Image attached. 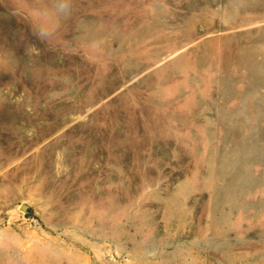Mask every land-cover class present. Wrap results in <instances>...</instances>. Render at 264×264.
<instances>
[{"label":"rangeland","instance_id":"1","mask_svg":"<svg viewBox=\"0 0 264 264\" xmlns=\"http://www.w3.org/2000/svg\"><path fill=\"white\" fill-rule=\"evenodd\" d=\"M0 264H264V0H0Z\"/></svg>","mask_w":264,"mask_h":264},{"label":"water","instance_id":"2","mask_svg":"<svg viewBox=\"0 0 264 264\" xmlns=\"http://www.w3.org/2000/svg\"><path fill=\"white\" fill-rule=\"evenodd\" d=\"M28 206L27 205H22L23 210H27Z\"/></svg>","mask_w":264,"mask_h":264}]
</instances>
